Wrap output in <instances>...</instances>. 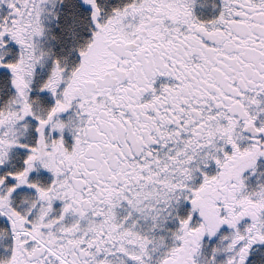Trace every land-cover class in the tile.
<instances>
[{"label": "snow or ice", "instance_id": "snow-or-ice-1", "mask_svg": "<svg viewBox=\"0 0 264 264\" xmlns=\"http://www.w3.org/2000/svg\"><path fill=\"white\" fill-rule=\"evenodd\" d=\"M0 264H264V0H0Z\"/></svg>", "mask_w": 264, "mask_h": 264}]
</instances>
